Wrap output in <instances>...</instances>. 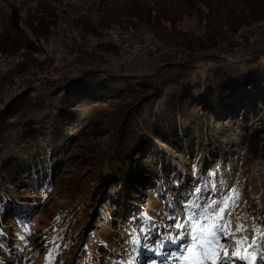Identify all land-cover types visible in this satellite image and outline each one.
<instances>
[{"label":"rangeland","instance_id":"374dc122","mask_svg":"<svg viewBox=\"0 0 264 264\" xmlns=\"http://www.w3.org/2000/svg\"><path fill=\"white\" fill-rule=\"evenodd\" d=\"M39 1L54 7L59 19L54 33L43 39L45 53L36 59L53 60L52 70L56 71L53 77L73 75L71 65L75 56L69 47L70 37L77 30L72 21L88 17L98 20L104 0H0L1 27L12 7L19 8L25 18ZM187 25V22L182 23V26ZM22 30L32 36L26 25H22ZM138 33L149 38L146 30ZM256 41L253 43L259 42ZM124 53L123 58L127 59V52ZM96 55L106 61L104 66L115 68L122 64L121 56L112 51L96 49ZM23 59V50L15 57L0 55V74ZM251 70L244 62L236 60L218 75L214 66L200 64L190 82L191 100L181 99V82L168 81L162 86L159 97L134 106V122H129V131L121 133L120 138L111 129H91L87 122L79 125V121L70 117L62 121L56 134L46 127L40 130L39 153L46 156L50 149L57 154V149L64 147L67 139L72 140L60 154L64 155L60 164L55 165L53 155L50 162L55 167L53 186L45 197L36 199L35 194H31L27 183L35 179L30 181L24 174H19L12 183L5 180L9 193L19 199L18 202L35 206L30 208L29 216L33 218L26 233L16 232L9 218L0 219V242L4 244L0 264H47L44 253L49 254L50 249H56L51 254L54 264H127L135 255L134 246L128 243L130 234L134 228L138 231L147 217L158 226L153 231V240L157 231L161 237L166 231L175 235L179 230L173 227L175 220L168 217L183 219L187 201L200 198L202 205L209 200L219 201L232 188L240 190L239 206L229 208L225 220L230 218L234 229L236 218L246 216L245 227L250 229L255 224L264 230V82L248 84ZM101 72L110 75L108 70ZM213 89L217 101L210 108L208 90ZM234 91L247 97L239 101L240 98L227 96ZM67 93L68 97L79 96L77 91ZM223 96L225 102H219ZM107 100L91 104L98 109L106 107ZM20 133L23 134V130ZM56 136L61 138L53 139ZM48 144L53 148L44 149ZM27 148L24 143L12 141L9 158L21 162L36 158V149L27 153ZM7 175L9 178L11 173ZM197 186L201 192L193 196ZM68 207L74 217L66 213L62 218ZM25 213L19 216L25 217ZM54 237L55 243H50ZM248 239L250 243L251 232ZM180 243H169V247L162 250L163 255L140 249L134 264H151L152 261L181 264L179 259H167L172 251H179ZM254 264H260L259 256Z\"/></svg>","mask_w":264,"mask_h":264},{"label":"trees","instance_id":"16d2710c","mask_svg":"<svg viewBox=\"0 0 264 264\" xmlns=\"http://www.w3.org/2000/svg\"><path fill=\"white\" fill-rule=\"evenodd\" d=\"M56 14L54 7L39 1L25 18L19 8L12 7L2 27L0 22V55L15 57L23 50L25 57L0 74V219L9 218L16 232L26 233L33 218L29 216L30 208L35 205L30 207L18 202L20 200L9 193L5 180L12 183L19 174H24L30 181L35 179L27 183V187L36 199L47 195L53 186L55 167L50 165L54 155L51 149L47 156L39 153L38 134L44 127L56 134L62 121L70 117L79 121V125L87 122L91 129H111L120 138L121 133L129 131V122H134V106L159 97L162 86L168 81L181 82V99L191 100L190 82L202 63L214 66L221 75L220 70L228 64L241 61L252 69L248 84L264 82V30L259 32V42L253 44L249 43V32L239 33L264 19V0H104L98 20L88 17L72 21L77 30L70 37L69 47L75 56L71 65L74 74L60 78L53 77L56 73L52 70L53 60L36 59L45 53L43 39L54 33L59 19ZM183 22L188 25L182 26ZM23 24L32 36L23 32ZM259 29L262 28L255 30ZM142 30L148 32L154 48L146 50L136 62L125 64L122 58L125 51L119 49L118 44L133 37H145L138 33ZM235 35L242 36L232 39ZM96 49L119 54L122 64L115 68L104 66L106 61L96 55ZM103 69L110 71V75L100 73ZM19 78L21 83L17 86L15 80ZM76 91L79 92L76 98L67 96V92ZM213 91L215 89L208 90L210 108L217 101ZM227 96L240 98L239 101L247 97L237 91ZM105 98L109 99L108 107L97 109L91 104ZM225 98L223 96L219 102H225ZM71 102L74 103L68 107ZM261 133L259 131V135ZM58 138L61 137L53 139ZM71 140L67 139L65 146L57 149L55 165L63 160L64 155L60 154ZM12 141L24 143L27 153L36 149V158L22 162L9 158ZM48 148L53 147L45 145L44 149ZM7 173H11L9 178ZM20 182L25 184L23 179ZM22 212H26L25 217L19 216ZM66 213L74 217L71 207L62 218ZM0 244L1 254L4 244ZM44 257L48 258L47 264H54L52 255L44 253Z\"/></svg>","mask_w":264,"mask_h":264},{"label":"snow or ice","instance_id":"6c2138e0","mask_svg":"<svg viewBox=\"0 0 264 264\" xmlns=\"http://www.w3.org/2000/svg\"><path fill=\"white\" fill-rule=\"evenodd\" d=\"M200 192L201 188L197 186L193 196ZM239 196L240 190L232 188L219 201L209 200L203 205L199 203L200 198L187 201L184 204L183 219L179 216L168 217L175 220L173 227L179 231L175 235L166 231L162 237L157 231L155 240L153 231L158 226L151 217H147L138 231L134 228L130 234L128 243L134 246L132 250L135 255L127 264H134L140 249L163 255L162 250L168 248L169 243L177 245V242H181L179 251H172L167 259H179L181 264H254L258 256L260 264H264V243L261 242L264 241V230L255 224L250 229L245 227L243 220L247 219L246 216L236 218L234 229L232 220H225V212L239 206ZM228 215L230 217L231 213ZM249 232L252 233L250 243ZM55 240L54 237L53 243ZM55 250H49V257ZM151 264L156 262L152 261Z\"/></svg>","mask_w":264,"mask_h":264},{"label":"built area","instance_id":"2783aa9c","mask_svg":"<svg viewBox=\"0 0 264 264\" xmlns=\"http://www.w3.org/2000/svg\"><path fill=\"white\" fill-rule=\"evenodd\" d=\"M264 29H259V30H251L249 28H247L246 32H249L248 37H249V42L253 43L256 40H258L259 38V32L262 31ZM252 36V39H251ZM125 52H127V59H124V61L126 63H129L132 60H135L138 55L142 54L143 52H145L148 49H153V46L151 44V42L149 41H145V42H130L128 45H123ZM131 47V48H130ZM21 83V81H20Z\"/></svg>","mask_w":264,"mask_h":264},{"label":"bare ground","instance_id":"6f19581e","mask_svg":"<svg viewBox=\"0 0 264 264\" xmlns=\"http://www.w3.org/2000/svg\"><path fill=\"white\" fill-rule=\"evenodd\" d=\"M256 28H262V29H264V21H259L258 23H255L254 25H252L249 29H251V30H255ZM239 33L240 34H242L243 33V30H240L239 31ZM134 41V40H133ZM133 41H128L129 43L130 42H133ZM138 41V40H137ZM128 42H126L127 43V45H128ZM145 42V41H144ZM149 42H151V41H149ZM151 44H152V42H151ZM153 46V45H152ZM154 48V47H153ZM124 59V58H123ZM21 80L20 79H17L16 80V83H18V82H20Z\"/></svg>","mask_w":264,"mask_h":264},{"label":"water","instance_id":"95a60500","mask_svg":"<svg viewBox=\"0 0 264 264\" xmlns=\"http://www.w3.org/2000/svg\"><path fill=\"white\" fill-rule=\"evenodd\" d=\"M237 32H238V31H237ZM132 39H133V40H137V39H142V40H143V39H150V38H146V37H145V38H137V39H136V38H132ZM133 40L130 39V40H128V41H133ZM150 40H151V39H150ZM128 41H126V42H128ZM126 42H124V43H126ZM124 43L121 44V47H122L123 49H124V47H123ZM124 50H125V49H124ZM124 54H125V53H124ZM123 56H124V55H123ZM122 58H123V57H122Z\"/></svg>","mask_w":264,"mask_h":264}]
</instances>
